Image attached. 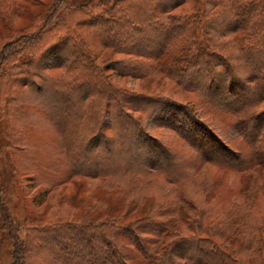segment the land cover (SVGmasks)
<instances>
[{"label": "trees", "instance_id": "obj_1", "mask_svg": "<svg viewBox=\"0 0 264 264\" xmlns=\"http://www.w3.org/2000/svg\"><path fill=\"white\" fill-rule=\"evenodd\" d=\"M21 1L25 3L18 1L14 7L17 14L27 10L26 3L41 4L39 0ZM63 1L52 0L44 11L37 12L31 22L33 31L25 38L8 39L0 46V164L2 160L8 163L14 153L27 155L30 167L25 175L40 188L38 204L77 180L93 181L101 196L90 201L93 210L83 212L76 221L70 216L71 220L57 216L23 219L33 225L27 230L43 238L16 239L11 234L19 229L10 219L0 186V239L11 238L10 264H30L31 257L37 259L38 247L45 250V240L55 249L45 251L48 254L40 258L44 264H264V219L254 226L243 224L254 209L257 193H244L229 204L231 211L226 215L232 229L217 224L220 229L210 227L226 246L190 238L194 232H202L198 224L201 210L193 195L178 188L182 181L197 177L198 170L177 174L174 154L150 131H170L205 162L236 169L240 176L264 169V149L259 142L262 131L257 126L264 116L256 111L264 103V77H259L264 75V0H210L205 16L200 0H141L139 4L101 0L106 7L95 15L83 4L56 11ZM9 9L0 0V24L7 22ZM204 19L215 24L230 20L232 37L223 41L201 38ZM71 20L100 42V51L91 54L86 40L74 34L58 40L46 36ZM141 43L153 54L146 62L135 56L120 64L105 57L124 54L128 47ZM39 45L46 47L38 54L39 60H47L38 69L47 76L7 77L16 63L31 66L33 59L20 55L27 47L33 52ZM238 62L256 70L246 78V86L236 76ZM112 73L118 79L149 81L155 87L143 92L124 87L111 78ZM169 83L184 100L195 96L205 108L231 113L237 138L249 139L248 132L254 128L257 137L251 142L248 161L234 164L242 157L209 129L193 111L194 103L179 101L167 92ZM84 88L88 91L78 96ZM18 94H22V105L15 103ZM39 116L48 121L51 163L34 159L37 149L29 142V132L35 128L30 121H40ZM90 154L97 159L93 169L83 167ZM78 160L82 161L79 168ZM152 174L162 175L171 187L158 196L146 194V178ZM196 186L205 189L203 182ZM72 197H61L57 204L85 205V199L77 202L76 195ZM208 199L209 195L205 201ZM40 220L45 223L41 228ZM195 222L197 231L189 226ZM19 228L24 232L23 226ZM243 246L247 257L241 256Z\"/></svg>", "mask_w": 264, "mask_h": 264}, {"label": "rangeland", "instance_id": "obj_2", "mask_svg": "<svg viewBox=\"0 0 264 264\" xmlns=\"http://www.w3.org/2000/svg\"><path fill=\"white\" fill-rule=\"evenodd\" d=\"M18 1L22 4L25 3L24 1L23 3L21 0H5V3H8V5H10V9L8 10L7 22L4 24H0V46L4 44L8 39H15L16 37L25 38L26 36L24 35H29L33 31L31 22L33 23L35 21L34 15L39 11H44L52 0H39L41 2L39 6H34L32 4L26 3L27 10L17 14L15 8ZM139 2L141 3V0H133V3L139 4ZM209 2L210 0H200L201 9H203L204 12L203 16L207 14L206 12L210 8ZM79 4L85 5L91 15L99 14L106 7V3L101 2V0H65L62 2V4H60L56 11L60 12L61 9L66 5L73 6ZM75 19L76 18L74 17V20ZM229 22L230 20L227 19V21L222 24H215L214 22L204 19L202 22L203 31L199 28L202 33L201 38H205L204 35L217 38L220 41L231 38L232 36ZM51 24H53V22ZM79 28L80 27H77L76 24L73 25V21L71 20V24L58 26L49 31L46 36L58 40L60 38L71 36V34H74V36L79 37L81 40H86V44L88 45L91 54L100 51V42L93 39V36L90 37L86 33L81 32ZM84 34H86L85 37ZM45 48V46L39 45L38 49H35V51L31 52L28 51V49L30 48L27 47V52L26 50L22 51L20 56L24 55V59H33V61L30 63L34 65H31L27 68L25 66H21V64L16 63L14 66H12V69L8 73L9 75L7 77H46L47 75L43 76L41 74L42 71H39L38 69V67L41 65L45 66L47 59L39 60L38 58V54L44 53ZM127 49L128 51H126V53L124 54L111 53L105 57H108L111 62L117 61L120 64L127 63V61L132 60L135 56H137V59L141 58V62H146L149 60V58L153 57L152 52L149 51L151 48L146 47L144 43H141V46H130ZM128 54L131 55L129 56ZM236 65V76L239 81H242L246 86V78L249 77L251 73L256 72V70L249 64H242V62H238ZM46 72L48 73V75L55 73V71ZM116 77L118 76L115 73L111 74V78H114V80L116 79L115 81L117 84L137 91L143 92L147 89H153L155 87V84H152L149 81L145 83L142 81L139 82L137 80L118 79ZM259 77H264V75H259ZM248 87L250 88V85H248ZM87 91L88 89L84 88L77 95L80 96V94H84ZM167 92L173 98L179 101H183L185 103L189 101L191 105L194 103L192 106L193 111L202 118L204 123H206L209 129L214 134H216L221 141L227 144V146L233 152H236V155L242 157L240 160L234 162L232 161L234 164H243V162L248 161V153L250 152L251 142L252 140L254 141L257 137V133H255L254 128H252L251 131L248 132L249 139L242 140L241 137L237 138L235 135L236 130L234 125L236 119L232 116L231 113H227L224 110L216 111L210 107L205 108L198 102V99L195 96H189L187 100H184L177 94V89L172 83L167 84ZM21 95L22 94H18V96L15 97L16 104L19 103L20 105H22V100L19 101L22 97ZM0 103H2V101H0ZM196 103H198V105ZM13 104L14 103H12V106ZM218 107L221 109H229L221 107V105H218ZM256 111L260 114L262 113L261 116H264V103H262L256 109ZM26 118L24 117V122H27ZM39 120L40 121L34 119V121H30V124L34 125L35 128L33 131L29 132V134H31V139L29 140V142L33 146H36L37 149L34 159H38L40 162L51 163V137L48 134L50 131L46 127L48 121H46V119L41 116H39ZM257 126L259 127V130L262 131V137L259 142L261 148L264 149V120H261ZM150 131H153V135L155 137L166 143L167 147L174 154L173 168L174 171L177 172V174H179L180 172L193 173L194 171L198 170L197 173L199 174L197 177L192 178L191 180H184L181 182V186H179L180 184L178 185L179 192L187 196L193 195V198H191L197 203V209L201 210L202 215L198 218V224L200 225V229L202 232H194L190 236L188 232H185L187 236L192 239H209L215 244L226 246L224 239H220L218 235L214 236L211 232L210 227L214 229H220V227L217 226L220 225L222 228L226 227L227 229H229L230 225L228 224H230V222L227 219L226 214L230 213L231 209L228 206L233 201H238L240 198H242L243 194L247 192H253V194L257 193V200L254 209H252L243 219V224L254 226L256 225V222L264 219V197H262L264 196V194H262V191H264V169H259L253 173L240 176V172H238L236 169H224L222 165H219L218 163L205 162L197 152H194L188 145L178 139V137L174 133L163 129H155ZM120 155L123 156V154ZM126 159L128 161L131 160L129 156ZM127 160L124 159L125 162H127ZM5 161L2 160L0 164V186L3 187L1 195L3 196V203H5L8 208V214L10 215L11 221H14L13 223L19 229L16 235L15 233L11 234V236H15L16 239L43 238V236H37L35 231H31L29 229L27 230L28 226L33 225H30L28 220L24 221L23 219L28 218L31 220L33 218H36L48 220L57 216L64 218L68 217V219L71 220L69 218L70 216L73 218V221H76L77 219H79V217L83 216V212H91V210L93 209L90 201H93L94 198H98L97 196H101V192L95 189L93 181L87 179L77 180L75 183L58 188L56 191L50 194L48 199L38 204L36 200L41 199V192L38 191L40 188L37 189L35 187V183H31L25 175L30 167V162L27 159V155L23 152L12 154L11 157H9L7 160L10 166ZM34 162L35 164L38 163L36 160ZM96 162L97 159L95 155L90 154L88 159L83 162V167L93 169ZM47 164L48 163H46V165ZM81 165L82 161L78 160V168ZM198 181L205 184L204 190L201 191L199 186H196V182ZM146 183L147 185L144 189V192L148 195L154 194L158 196V194L162 193L163 189H168L171 187V185L167 184L166 180H164V177L160 174L150 175L148 178H146ZM80 185L84 187L79 189ZM43 188L45 187L43 186ZM77 190L79 192H77ZM75 195V201L77 202L85 199V201L83 202L86 203H84L85 205H83V207H79V205L77 207L78 203L71 205L66 201H63V203L60 205L57 204L61 201V197L69 199V197ZM205 195H207V197L209 195V199L207 200V202L205 201V198H207ZM173 196L174 195H172L171 198ZM35 197L36 199L33 200V198ZM111 206L117 207V203H112ZM95 212L98 213V211ZM235 216H237V214ZM134 217H130L128 219H134ZM42 221L43 220H40L39 223H42ZM129 221L132 222V220ZM240 224L242 225V222H240ZM42 225H45V223L38 224L40 228ZM20 226H23L24 232L19 228ZM189 226L192 228V230L197 231L196 227L198 226L196 222L191 223ZM243 226L245 227V225ZM243 226H241V229H243ZM39 231L40 230H38L37 232ZM136 232L141 239V226H138L136 228ZM10 239V237L0 239V264H10L12 251ZM39 246H43V249L45 250H41V248L38 247L40 252L39 254H37V259L35 257H31L29 261L30 264H44V260L40 258L44 256V254H48L45 251L51 249L54 251L55 249L53 243L50 240L43 241L42 246L40 244ZM176 253H178V251ZM248 254L249 253L246 251V246H243V248L241 249V256L243 255L247 257ZM174 257L176 256L174 255Z\"/></svg>", "mask_w": 264, "mask_h": 264}]
</instances>
